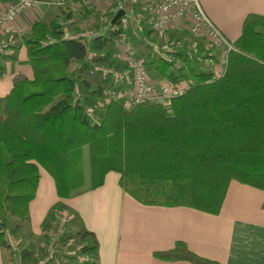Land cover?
<instances>
[{
  "label": "trees",
  "instance_id": "obj_1",
  "mask_svg": "<svg viewBox=\"0 0 264 264\" xmlns=\"http://www.w3.org/2000/svg\"><path fill=\"white\" fill-rule=\"evenodd\" d=\"M80 9L84 16L89 13L84 6ZM117 22L111 37L122 31ZM61 29L56 18L32 24L25 43L33 77L16 80L9 93L0 96L2 248H10L4 234L9 218L28 216L40 168L52 176L60 198L84 186V146L89 188L100 186L105 174L115 171L122 190L146 205H182L217 214L231 181L264 190V15L244 17L233 42L236 49L229 51L220 76L195 71L197 55L185 54L184 46H174L169 59L148 54L145 65L153 78L176 81L187 70L196 82L173 97L169 109L159 102L126 109L121 100H111L95 113L96 123L85 107L96 102L100 89L86 85L81 75L90 68L89 51L110 56L105 48L109 36L97 35L88 42L82 37L62 38ZM126 32L132 36L130 24ZM47 37L54 41L48 43ZM178 61L181 67L176 66ZM71 62L75 65L69 69ZM76 89L84 94L83 100L76 97ZM155 255L222 264L182 242ZM19 256L15 263L9 250L11 264L37 262L27 248Z\"/></svg>",
  "mask_w": 264,
  "mask_h": 264
},
{
  "label": "crops",
  "instance_id": "obj_2",
  "mask_svg": "<svg viewBox=\"0 0 264 264\" xmlns=\"http://www.w3.org/2000/svg\"><path fill=\"white\" fill-rule=\"evenodd\" d=\"M12 1L0 0V13ZM90 1L91 8L80 0H66L58 6L51 4L50 0H35L33 7L18 14L16 29L9 35L6 52L9 57L0 54V96L8 94L16 80L33 77L25 37L34 22L47 23L56 18L62 24V31L83 35L88 31H100L103 27L92 23L91 19L96 16L93 10L108 12L112 20L115 14L109 7L112 0ZM199 1L207 16L231 42L240 35L247 14L264 15V0ZM121 3L122 10L127 13L131 9L130 0ZM80 6L86 7L90 14L87 12L84 16ZM132 28L136 33L134 45L143 43L153 49L155 32L137 25ZM187 30V21L180 20L171 24L168 34L187 46L196 42L195 46L203 51L205 40L191 37ZM108 34L106 31L104 36ZM82 38L88 42L91 40ZM50 39L53 37H47V42ZM195 71L212 73L213 67L206 62H197ZM81 78L89 86L100 89L103 85L94 80L95 74L88 69ZM85 165L83 160L84 186L72 190L66 198L58 197L54 179L40 168L28 216L23 220L14 217L8 220L7 229L21 239L22 249L27 248L35 256L45 251L53 233L51 212L57 205L67 212L69 221L65 236H71L73 240L66 244V240L60 237L59 257L47 260L46 264H76L73 257L67 258L62 252L80 246L94 248L99 264H193L184 259L163 260L155 255L158 251L173 248L177 242L185 243L194 253L222 264H264L263 189L231 181L220 211L211 214L182 205L140 203L122 190L118 184L119 174L115 171H108L100 186L89 188V169ZM9 250L0 246V264L12 263Z\"/></svg>",
  "mask_w": 264,
  "mask_h": 264
},
{
  "label": "built area",
  "instance_id": "obj_3",
  "mask_svg": "<svg viewBox=\"0 0 264 264\" xmlns=\"http://www.w3.org/2000/svg\"><path fill=\"white\" fill-rule=\"evenodd\" d=\"M65 1L50 0V3L58 6ZM80 2L88 8L92 7L90 0H80ZM121 2L122 0H112L109 5L111 11L116 13L122 9ZM34 3L35 0H13L0 13V54L5 55L7 52L9 35L16 29L15 18L22 11L33 7ZM130 4L131 9L127 13L124 11V14L117 20L122 31L112 37L109 35L110 30L116 27L113 26L108 12L103 11L91 19L94 24L95 21L104 23V27L100 31H92L83 35L82 33L71 34L67 30L63 31L62 38L84 36L91 39L97 35H104L106 31L109 33L110 42L105 48L111 51L110 56H104L103 52L96 51H89L87 55L89 72L95 74L96 80L103 84L100 87L101 96L94 104L85 107L86 114L93 119L92 122L96 121L95 113L101 111L111 100H121L126 109L143 102H159L169 109L171 99L184 94L196 82V78L190 75L187 70L176 81L150 76L145 61L135 49V30L132 28V36L126 32L129 24L131 27L137 25L139 28L155 32L159 39V45L153 46L156 55L169 59L174 46H184L185 54L188 56L197 55V62H206L215 67L216 70L211 73L213 77L224 73L228 53L236 49L233 42L207 16L199 0H130ZM134 7H137V12H134ZM180 20L187 21V31L191 37L205 40L203 51L195 46L196 42L192 46H187L182 40L168 34L171 24ZM53 41L54 39H50L48 43ZM159 48L163 49L158 50ZM75 95L81 100L84 98L80 89L75 90ZM53 213L52 224L55 226L53 233L46 244L45 251L40 255L35 254L37 259L35 264H44L49 259L59 257L57 249L62 245L59 243L60 237L66 240V244H69V237L65 236L66 224L69 221L67 212L55 208ZM4 234L12 256L15 258L14 262H19L22 250L21 239L9 229L5 230ZM82 248L84 247L67 248L62 253L67 258L73 257L76 264H99L94 251H82Z\"/></svg>",
  "mask_w": 264,
  "mask_h": 264
},
{
  "label": "rangeland",
  "instance_id": "obj_4",
  "mask_svg": "<svg viewBox=\"0 0 264 264\" xmlns=\"http://www.w3.org/2000/svg\"><path fill=\"white\" fill-rule=\"evenodd\" d=\"M95 24H98V25H104V23H99L98 21H95ZM104 27V26H103ZM103 27H102V29H103ZM100 30H101V27H100ZM95 31H97V30H95ZM71 33V32H70ZM72 34V33H71ZM157 36V35H156ZM156 36H154V38H153V41H155V46H158L159 45V41L157 40V37ZM157 40V41H156ZM160 46H162V44H160ZM135 49L137 50V52H138V54H140L141 55V58L143 59V61H145V64H148L147 62H148V54H154V50L153 49H151V47H148V46H146L145 44H143V43H138V44H136L135 45ZM151 49V50H150ZM161 49H163V48H159L158 50H161ZM183 64H181V62H177V66L178 67H181ZM74 66V63H70V65L68 66V68L70 69V68H72ZM213 67V71L214 70H216L215 69V67L214 66H212ZM149 72V71H148ZM151 75L153 76V75H155V74H153V73H151ZM190 76V75H189ZM191 77V76H190ZM97 77L95 76V79H96ZM98 78H99V76H98ZM83 160H84V162H85V166H86V168L87 169H89V161H88V151H87V147L86 146H84V148H83ZM57 207V209L58 210H61L62 209V207L59 205V206H56ZM53 227H55V226H53ZM52 227V228H53ZM66 230H68V229H66ZM74 231V230H73ZM72 231V232H73ZM66 232H68V231H66ZM73 240V238L70 236L69 237V243L71 242ZM35 257V256H34Z\"/></svg>",
  "mask_w": 264,
  "mask_h": 264
},
{
  "label": "water",
  "instance_id": "obj_5",
  "mask_svg": "<svg viewBox=\"0 0 264 264\" xmlns=\"http://www.w3.org/2000/svg\"><path fill=\"white\" fill-rule=\"evenodd\" d=\"M124 14V10L119 9L112 17V23L117 22V20Z\"/></svg>",
  "mask_w": 264,
  "mask_h": 264
}]
</instances>
